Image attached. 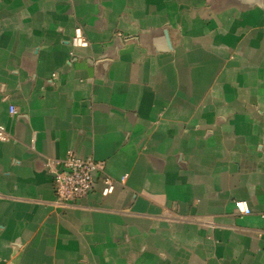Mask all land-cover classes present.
<instances>
[{"label": "crops", "instance_id": "0c3cea01", "mask_svg": "<svg viewBox=\"0 0 264 264\" xmlns=\"http://www.w3.org/2000/svg\"><path fill=\"white\" fill-rule=\"evenodd\" d=\"M0 129V264H264V0H0Z\"/></svg>", "mask_w": 264, "mask_h": 264}, {"label": "built area", "instance_id": "2783aa9c", "mask_svg": "<svg viewBox=\"0 0 264 264\" xmlns=\"http://www.w3.org/2000/svg\"><path fill=\"white\" fill-rule=\"evenodd\" d=\"M71 45L75 48L88 47V42L80 28L73 30ZM9 112L10 114L15 113L12 107ZM5 140L3 130L0 129V141ZM46 169L52 179L55 203L60 207H67L86 198L93 190L95 174L100 177L103 197L111 195L115 190V183L93 160L79 158L72 152H68L62 161L48 162ZM234 210L238 216L250 214V209L245 202H235Z\"/></svg>", "mask_w": 264, "mask_h": 264}]
</instances>
